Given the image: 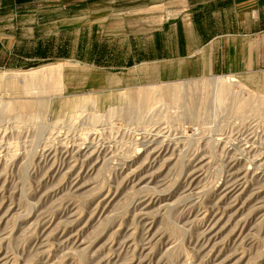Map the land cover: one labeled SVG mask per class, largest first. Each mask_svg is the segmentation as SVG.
Wrapping results in <instances>:
<instances>
[{"label": "rangeland", "instance_id": "374dc122", "mask_svg": "<svg viewBox=\"0 0 264 264\" xmlns=\"http://www.w3.org/2000/svg\"><path fill=\"white\" fill-rule=\"evenodd\" d=\"M86 1L10 27L0 264H264V93L234 76L149 81L137 38L160 12L150 27L129 0L120 19Z\"/></svg>", "mask_w": 264, "mask_h": 264}, {"label": "crops", "instance_id": "0c3cea01", "mask_svg": "<svg viewBox=\"0 0 264 264\" xmlns=\"http://www.w3.org/2000/svg\"><path fill=\"white\" fill-rule=\"evenodd\" d=\"M109 2L113 19H120L122 13L117 9L122 0ZM129 2L138 5L145 14L141 22L146 26L151 27L153 13L160 12L161 28L155 35L150 32L149 38L147 35L137 38V58L149 81L169 83L234 76L248 88L264 93V0ZM88 3L81 0L78 7L84 10ZM53 4L54 0H0V27L4 26L0 29V66L15 56V47L10 42L16 39L13 35L18 28L11 31L10 27L54 22L55 17H49ZM69 8L73 5L65 4L64 9Z\"/></svg>", "mask_w": 264, "mask_h": 264}, {"label": "bare ground", "instance_id": "6f19581e", "mask_svg": "<svg viewBox=\"0 0 264 264\" xmlns=\"http://www.w3.org/2000/svg\"><path fill=\"white\" fill-rule=\"evenodd\" d=\"M213 85V84H212ZM195 86V85H194ZM189 87V86H188ZM209 87H211V85H205V88H209ZM214 87V86H213ZM179 88V87H178ZM191 88V87H190ZM204 88V87H203ZM212 88V87H211ZM172 89V88H171ZM180 89V88H179ZM195 90L197 89L196 87L194 88ZM207 90V89H206ZM205 90V91H206ZM210 90V89H209ZM198 91V90H197ZM211 91V90H210ZM214 94L218 97V99H219V101H220V105H223L224 104V102L228 99V98H230L231 96H232V90L231 89H229L228 87H224V88H222V87H219V86H217V84H215V88H214ZM158 92V91H157ZM160 92V95L161 96H165V95H167L168 94V92L166 91V90H160L159 91ZM170 92V91H169ZM172 92V91H171ZM149 94H150V96L151 95H153L151 92H148ZM190 93V92H189ZM199 93V92H198ZM187 94V93H186ZM191 94V93H190ZM193 96V95H192ZM168 97V96H167ZM196 97V96H195ZM195 97H194V99H195ZM148 98V97H147ZM256 102V101H255ZM192 103V102H191ZM243 103V102H242ZM248 104V103H247ZM264 104V103H263ZM263 104H261V105H263ZM193 106V105H192ZM191 107V106H190ZM257 108V107H256ZM256 110H258V109H256ZM76 111H77V109H76ZM75 111V112H76ZM80 112V111H79ZM74 114V113H73ZM79 115V114H78Z\"/></svg>", "mask_w": 264, "mask_h": 264}]
</instances>
